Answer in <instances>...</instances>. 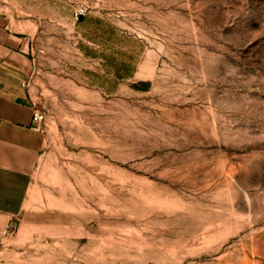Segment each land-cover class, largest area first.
I'll return each instance as SVG.
<instances>
[{
    "label": "rangeland",
    "instance_id": "obj_1",
    "mask_svg": "<svg viewBox=\"0 0 264 264\" xmlns=\"http://www.w3.org/2000/svg\"><path fill=\"white\" fill-rule=\"evenodd\" d=\"M0 4L86 8L104 58L40 62L44 146L0 264H264V0Z\"/></svg>",
    "mask_w": 264,
    "mask_h": 264
},
{
    "label": "crops",
    "instance_id": "obj_2",
    "mask_svg": "<svg viewBox=\"0 0 264 264\" xmlns=\"http://www.w3.org/2000/svg\"><path fill=\"white\" fill-rule=\"evenodd\" d=\"M21 12L0 4V213L9 216L21 210L29 184L28 166L44 146L43 131L32 120L33 109L39 107L30 95L43 72L40 62L62 59L53 56L52 49L63 55L69 53L78 73L82 66L77 61L85 56L90 70L104 69L100 54L85 52L90 49L83 45L85 14L75 20L72 10L65 20L55 21Z\"/></svg>",
    "mask_w": 264,
    "mask_h": 264
},
{
    "label": "built area",
    "instance_id": "obj_3",
    "mask_svg": "<svg viewBox=\"0 0 264 264\" xmlns=\"http://www.w3.org/2000/svg\"><path fill=\"white\" fill-rule=\"evenodd\" d=\"M85 13H86V8L78 7L73 12V17L75 20H77L79 15H84ZM32 120L34 121L35 126H37L38 128L42 127V125L46 120V112L43 109L34 108L32 112Z\"/></svg>",
    "mask_w": 264,
    "mask_h": 264
},
{
    "label": "water",
    "instance_id": "obj_4",
    "mask_svg": "<svg viewBox=\"0 0 264 264\" xmlns=\"http://www.w3.org/2000/svg\"><path fill=\"white\" fill-rule=\"evenodd\" d=\"M82 17H83L82 15H79V16H78V19H82Z\"/></svg>",
    "mask_w": 264,
    "mask_h": 264
}]
</instances>
